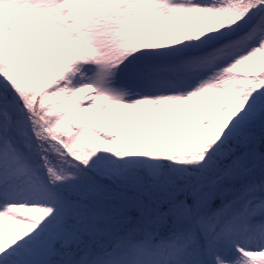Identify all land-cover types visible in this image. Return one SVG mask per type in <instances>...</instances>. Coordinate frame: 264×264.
<instances>
[{
	"label": "snow or ice",
	"instance_id": "snow-or-ice-1",
	"mask_svg": "<svg viewBox=\"0 0 264 264\" xmlns=\"http://www.w3.org/2000/svg\"><path fill=\"white\" fill-rule=\"evenodd\" d=\"M0 264H264V0H0Z\"/></svg>",
	"mask_w": 264,
	"mask_h": 264
}]
</instances>
